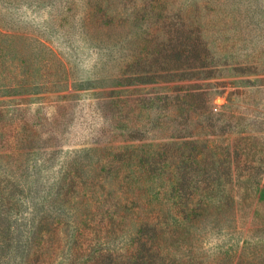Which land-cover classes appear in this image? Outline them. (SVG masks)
<instances>
[{"label": "rangeland", "instance_id": "374dc122", "mask_svg": "<svg viewBox=\"0 0 264 264\" xmlns=\"http://www.w3.org/2000/svg\"><path fill=\"white\" fill-rule=\"evenodd\" d=\"M212 114L231 134L219 149L246 131L264 142V0H0V264H28L44 213L71 222L78 204L54 197L75 160L91 170L105 142L130 138L147 164L174 132L204 139ZM62 230L37 264L101 248L119 262L130 234L105 246Z\"/></svg>", "mask_w": 264, "mask_h": 264}, {"label": "trees", "instance_id": "16d2710c", "mask_svg": "<svg viewBox=\"0 0 264 264\" xmlns=\"http://www.w3.org/2000/svg\"><path fill=\"white\" fill-rule=\"evenodd\" d=\"M106 99V110L114 112L119 102ZM193 107L197 110L191 102ZM215 117H206L210 132L204 139L174 132L168 143L149 151L147 164L140 161L147 152H138L130 138L120 145L105 142L91 170L75 160L54 197L78 204L73 219L41 215L27 249L28 264L43 259L55 238L62 247V226L68 230L71 224L76 238L89 227L95 236L103 234L105 246L130 231L122 261L109 249L89 256L86 249L79 253L82 264H264V196L253 193L264 188V142L246 131L237 145L219 149L215 139L231 134L215 132ZM4 230L8 240L9 223Z\"/></svg>", "mask_w": 264, "mask_h": 264}]
</instances>
